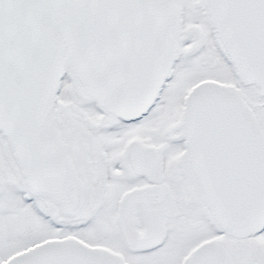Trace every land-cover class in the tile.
I'll list each match as a JSON object with an SVG mask.
<instances>
[{"label": "snow or ice", "instance_id": "snow-or-ice-1", "mask_svg": "<svg viewBox=\"0 0 264 264\" xmlns=\"http://www.w3.org/2000/svg\"><path fill=\"white\" fill-rule=\"evenodd\" d=\"M0 264H264V0H0Z\"/></svg>", "mask_w": 264, "mask_h": 264}]
</instances>
